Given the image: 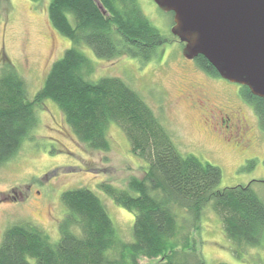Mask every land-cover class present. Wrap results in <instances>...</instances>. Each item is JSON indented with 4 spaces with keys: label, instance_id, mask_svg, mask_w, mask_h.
Masks as SVG:
<instances>
[{
    "label": "trees",
    "instance_id": "trees-1",
    "mask_svg": "<svg viewBox=\"0 0 264 264\" xmlns=\"http://www.w3.org/2000/svg\"><path fill=\"white\" fill-rule=\"evenodd\" d=\"M47 15L52 28L72 46L51 64L32 97L11 63L2 67L0 166L29 138L37 124L36 109L50 101L86 148L108 151L107 130L115 124L146 167L141 179L130 177L123 189L99 185L117 206L133 214L131 242L118 238L102 201L80 187L61 194L65 214L58 223L57 242L30 223L11 225L0 242V264H138L141 258L156 259L157 264H206L190 237L199 231L206 208L220 219L237 258L245 248L264 249V200L251 183L219 189L221 170L193 155H181L139 93L118 77L90 79L94 66L83 47L99 59L128 56L145 62L166 42L138 1L50 0ZM194 60L205 73L218 76L203 56ZM240 94L264 133V99L246 86L240 87ZM182 212L187 221L179 217Z\"/></svg>",
    "mask_w": 264,
    "mask_h": 264
},
{
    "label": "rangeland",
    "instance_id": "rangeland-1",
    "mask_svg": "<svg viewBox=\"0 0 264 264\" xmlns=\"http://www.w3.org/2000/svg\"><path fill=\"white\" fill-rule=\"evenodd\" d=\"M137 1L166 42L145 62L128 56L99 59L90 48L83 47L82 52L94 66L90 79L120 78L151 108L181 155H193L221 170L219 189L251 183L264 200V133L252 107L237 102L231 82L220 85L209 80L193 61L183 57L182 45L171 34L170 13L159 9L153 0ZM49 2L0 0V71L11 63L31 97L41 87L51 64L72 46L50 25ZM188 84L203 89L213 106L197 107L195 96L186 95ZM233 104L240 105L248 118L252 128L246 135L251 137L249 143L218 123L215 112L224 114ZM206 108L212 110L214 119ZM36 120L17 154L0 166V242L7 227L27 223L46 233L52 243L57 242L58 223L65 214L61 194L80 187L102 201L118 238L131 242L133 214L117 206L99 187L107 183L123 189L130 177L144 176L146 163L131 153L122 130L109 125L110 147L101 152L79 142L50 101L36 109ZM179 217L188 220L183 212ZM200 226L190 237L206 264H264V249L245 248L242 258L234 255L220 219L209 208L204 210ZM138 264H157V260L141 258Z\"/></svg>",
    "mask_w": 264,
    "mask_h": 264
},
{
    "label": "water",
    "instance_id": "water-1",
    "mask_svg": "<svg viewBox=\"0 0 264 264\" xmlns=\"http://www.w3.org/2000/svg\"><path fill=\"white\" fill-rule=\"evenodd\" d=\"M173 14L183 57L203 56L218 75L264 99V0H153Z\"/></svg>",
    "mask_w": 264,
    "mask_h": 264
},
{
    "label": "flooded vegetation",
    "instance_id": "flooded-vegetation-1",
    "mask_svg": "<svg viewBox=\"0 0 264 264\" xmlns=\"http://www.w3.org/2000/svg\"><path fill=\"white\" fill-rule=\"evenodd\" d=\"M194 59H192V60L186 59V60L193 61L195 63ZM204 74H205L206 78H208L209 80H211L217 84L223 85V83L226 84V82H228L227 80L221 78L219 75L218 76H212V75H209L205 72H204ZM231 86L233 87V93H234L233 96L236 100H238L237 102H239V104H244L246 106H250L248 104V102H246L240 94V87L241 86L238 84H234V83H232ZM186 88L188 89L186 92V95L188 97L192 98V96H195L194 99L196 101L197 107L200 108L201 106H203V104L206 106L209 105V107L213 106L212 103L210 102V98L208 97V95L206 94V92L203 89H201L200 87H195V86H193V84H188ZM200 98H201V100H200ZM227 108H230V109H229V111L225 112L224 114H221V112L219 110H217L216 112L214 111L216 118L219 120V122H218L219 125H221L222 128L229 130L231 134H235L237 136H240V139H245L246 142L249 143L251 137L246 136V135L250 132V130L252 131V128L248 124L249 122H247L248 118H246V116L242 113V107L240 105L233 104L232 107L227 106ZM208 109L209 108H206V111L209 112L210 117H213V119H214L215 115H212L211 114V113H213L212 110H210V109L208 110Z\"/></svg>",
    "mask_w": 264,
    "mask_h": 264
}]
</instances>
